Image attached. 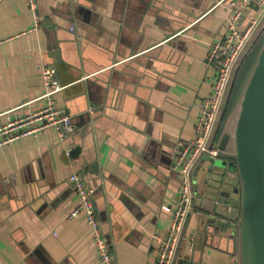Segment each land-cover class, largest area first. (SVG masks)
I'll list each match as a JSON object with an SVG mask.
<instances>
[{
  "label": "crops",
  "instance_id": "0c3cea01",
  "mask_svg": "<svg viewBox=\"0 0 264 264\" xmlns=\"http://www.w3.org/2000/svg\"><path fill=\"white\" fill-rule=\"evenodd\" d=\"M36 1L39 26L28 0H0V126L43 106L47 65L77 130L65 142L49 128L0 148V264H102L85 218L70 217L73 174L95 191L116 263L156 264L152 236L166 234L181 190L174 148L196 135L214 86L210 46L228 33L232 0ZM209 164L193 173L177 264L241 263V209L235 219L204 208Z\"/></svg>",
  "mask_w": 264,
  "mask_h": 264
},
{
  "label": "built area",
  "instance_id": "2783aa9c",
  "mask_svg": "<svg viewBox=\"0 0 264 264\" xmlns=\"http://www.w3.org/2000/svg\"><path fill=\"white\" fill-rule=\"evenodd\" d=\"M226 1L228 0H221L220 4ZM28 4L34 14L36 26H39L37 1L28 0ZM228 9L230 11L228 33L210 46L208 66L215 71L212 94L199 106L200 115L194 138L189 141H179L174 148L173 171L181 175V190L166 234L152 236L160 245L156 264L178 262L179 251L183 240L186 239L185 231L196 198L193 173L200 161L218 155V151L214 148V137L234 71L243 55L247 53L254 35L264 26V0H232L228 3ZM41 75L44 93L38 101H42L43 106L39 110L0 126V148L49 128L56 130L60 142H65L76 132L77 127L70 114L65 109L59 108L57 104V95L65 89L60 82L57 69L43 65ZM67 155L69 156L70 152H67ZM237 179L239 180L238 177ZM69 180L78 197V204L70 213V217L85 218L91 228L100 262L117 264L96 212L93 201L94 189L78 174L71 175ZM237 188L240 189V183ZM240 201L239 196V205ZM190 241V251H192L193 240Z\"/></svg>",
  "mask_w": 264,
  "mask_h": 264
},
{
  "label": "water",
  "instance_id": "95a60500",
  "mask_svg": "<svg viewBox=\"0 0 264 264\" xmlns=\"http://www.w3.org/2000/svg\"><path fill=\"white\" fill-rule=\"evenodd\" d=\"M262 30L264 32V26ZM251 50L252 47L246 54ZM240 68L241 65L237 68V74ZM233 87L234 84L231 91ZM230 97L231 92L221 113L214 142L225 118ZM230 139L229 135H225L219 145L214 146L218 155L210 158L207 168L202 191L204 208L216 214L230 209L235 219L238 209H241L240 264H264V48L245 91L234 136V152L229 150ZM239 183L240 189L237 188ZM197 186L195 184L194 188Z\"/></svg>",
  "mask_w": 264,
  "mask_h": 264
},
{
  "label": "trees",
  "instance_id": "16d2710c",
  "mask_svg": "<svg viewBox=\"0 0 264 264\" xmlns=\"http://www.w3.org/2000/svg\"><path fill=\"white\" fill-rule=\"evenodd\" d=\"M263 28L261 27L256 34L254 35L252 41L250 42L249 48H252L251 54H244L240 62L238 63L233 79H232V84L230 85V89L228 91L227 98L225 100L224 105L226 104V101L229 97V94L231 92V97H230V102L228 104V109L225 115V118L221 124V133L223 134H228L231 136V140L229 143V147L231 146V142L234 141V136H235V131L238 123V119L240 116V111H241V106L242 102L244 100V87L240 85L238 78L241 76V73L243 72L244 67L254 58L256 57V63L258 64L259 56L264 48V32L262 30ZM241 65L240 71L237 74V68ZM256 65V64H255ZM257 66V65H256ZM237 74V78L234 82L235 76ZM234 84L233 90L232 85ZM243 94V95H242ZM242 95V96H241ZM236 105V106H235ZM224 108V107H223ZM235 108V110H234ZM234 110V111H233ZM231 152H234V148H229Z\"/></svg>",
  "mask_w": 264,
  "mask_h": 264
},
{
  "label": "rangeland",
  "instance_id": "374dc122",
  "mask_svg": "<svg viewBox=\"0 0 264 264\" xmlns=\"http://www.w3.org/2000/svg\"><path fill=\"white\" fill-rule=\"evenodd\" d=\"M253 48V47H252ZM252 52V50H251ZM251 52L249 54H251ZM256 57H254L243 69V72L241 73V76L238 78V81L240 83V85H242L244 87V93L249 85L250 79L253 75V72L256 68ZM256 64V65H255ZM243 95V94H242ZM241 95V96H242ZM236 106V105H235ZM235 110V108H234ZM233 110V111H234Z\"/></svg>",
  "mask_w": 264,
  "mask_h": 264
},
{
  "label": "flooded vegetation",
  "instance_id": "af4514ba",
  "mask_svg": "<svg viewBox=\"0 0 264 264\" xmlns=\"http://www.w3.org/2000/svg\"><path fill=\"white\" fill-rule=\"evenodd\" d=\"M228 135V134H227ZM230 136V135H229ZM231 137V136H230ZM231 140V139H230Z\"/></svg>",
  "mask_w": 264,
  "mask_h": 264
}]
</instances>
